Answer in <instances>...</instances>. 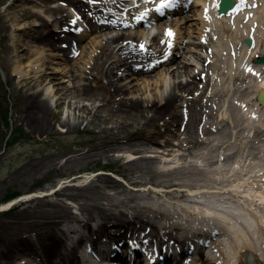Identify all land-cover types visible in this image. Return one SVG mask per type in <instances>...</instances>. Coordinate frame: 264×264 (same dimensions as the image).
I'll return each instance as SVG.
<instances>
[{
  "label": "rangeland",
  "instance_id": "1",
  "mask_svg": "<svg viewBox=\"0 0 264 264\" xmlns=\"http://www.w3.org/2000/svg\"><path fill=\"white\" fill-rule=\"evenodd\" d=\"M126 2L130 0L118 2L115 14L111 15V19L123 24L110 29L96 26L101 16L98 14L101 10H96L98 5L89 6L81 0H64L66 6L58 0H0V205L12 192L20 195L33 192L26 202L19 201L12 209L0 211V264L9 261L21 264L23 259L26 264L37 261L56 264L59 255L50 249L57 246L53 245L56 239L59 249H67L64 238L66 224L75 220L71 217L72 210L83 212L91 222L92 212L100 216L96 225H83L86 235L93 240L99 239L98 231L100 236L118 239L125 226H132L135 232L148 228L152 238L157 243L160 240L174 259L172 241L176 236L183 241L179 244L181 248L188 230L201 232L206 227L207 233L213 230L197 220L185 205L192 202L201 205L205 199L181 188L202 183L199 166H210L207 176H215L219 152L224 153L220 167L223 170L233 167L234 174L246 173L255 163H264V156L256 148L258 151L253 149L237 156L247 142L249 148L261 147L264 118L261 114L258 120H246L247 112L237 117L229 93L230 73L224 63L213 62L210 79L203 72L202 56L209 44L199 45L201 8L194 7L185 17L172 15L161 20L166 23L182 20L183 47L176 51L170 64L142 73L135 71L134 66L148 63L139 51V42L151 27L131 29L133 19H129L130 14H123ZM99 7L112 9L109 0H103ZM78 9L82 21L95 25L96 30L80 40V54L68 58L67 50L56 49L61 36L54 31L59 29L55 24L56 20H69ZM132 12L134 15L136 11ZM117 33L124 37L110 41L109 37ZM160 33L161 30L157 35ZM103 63L105 69L116 66L115 83L125 87V99H139L140 108L131 113L124 107L117 108V98L124 97L116 96L114 89L107 87L106 77L100 82L97 79L102 75L99 69ZM183 64L189 66L192 74L201 73L203 80L196 79L200 86L193 92L178 90L179 99L173 111L152 121L150 109L163 103L177 82L192 80L188 72H173ZM245 76L244 72L236 76V90L246 81ZM60 86L64 90L56 93ZM84 87L91 88L89 95L82 94ZM243 91L252 97L247 89ZM33 94L47 100L51 107L45 129L40 132L32 131L20 119L28 97ZM250 101L256 105L254 98ZM223 104L230 105V117L221 114ZM6 120H10L9 125ZM15 130L22 136L6 146L7 138ZM188 136L189 140L199 139L198 143H189ZM111 143L117 148L104 152V146ZM82 155H88V160L70 163V159ZM49 158H55L53 164L34 169L38 162ZM176 158H181L179 163L172 162ZM102 169L117 172L127 183ZM93 170L97 172L88 175ZM63 178L66 182L56 192L35 195L39 190L50 192ZM253 178V185L247 189L261 191L264 179ZM150 184L162 188V194L153 191ZM225 204L230 202L224 199ZM34 209L40 217L26 218V212ZM173 216L178 225L175 234L164 233L165 228L159 222ZM205 238L218 253L223 249L221 233ZM79 258L82 264H88L85 256ZM209 258L199 262L221 263Z\"/></svg>",
  "mask_w": 264,
  "mask_h": 264
},
{
  "label": "bare ground",
  "instance_id": "2",
  "mask_svg": "<svg viewBox=\"0 0 264 264\" xmlns=\"http://www.w3.org/2000/svg\"><path fill=\"white\" fill-rule=\"evenodd\" d=\"M200 1L203 4L201 7V14H200L203 18L201 19V21L203 22V27L201 29L200 37L210 34L217 39L216 42H219L221 46L220 45L211 46V51L213 54L220 55L221 49L222 51H224L226 50L225 48H227L225 55L229 57H226L227 60L225 61V63L227 62L229 63V70L231 72V82H230V90H229L230 97L232 98L234 96H241L244 101H247L248 97L244 93L245 91H243L245 89H248L247 86H251L253 89L255 88L257 94L259 93V91H262L263 99L261 103H259V101L258 103L264 115V110H263L264 109V64H258V62L256 63L255 61L256 58L264 54V0L257 1L259 2L258 9H256L255 7L249 9V6H247L246 8L243 7L241 8V4L245 3L241 1H246L247 4L249 0H239L241 3L240 4L238 3L236 9L230 12L229 14H226L225 16L219 15L216 12L215 7L218 3V0H200ZM155 3H158V1L157 2L155 1L152 4H148L146 8L139 13V16L141 13L143 14L146 13L145 15L146 19H150L153 16H155V14L157 13L156 8H154ZM245 15H249L248 22L242 20V16ZM58 23L59 20H56L55 26H58ZM82 23L87 26L85 22ZM154 24L156 26L163 27L162 30L165 31V33L161 32L162 36L163 34L168 35L169 31H167L168 26H166V24H161V22H159L158 20L154 21ZM258 25L259 28H256V26ZM178 28H179L178 25L174 26L172 24L171 26H169V30H171V32L173 33L172 36H169L171 38L170 43H172L171 47L174 43V40H172V38L176 36L175 29L176 31H178ZM78 29L79 30L76 33L80 32L81 39H83L85 34H87V31L86 33H84V31L82 32V29H80V27ZM253 33H259V34L261 33V35L259 36L260 37L259 41L254 42V45L252 46H248L247 44L241 45V43L238 42V40L242 38L245 39V37L248 36L253 37ZM143 36H144L143 38L148 40L149 32L147 34H144ZM122 37H124V34L120 35L119 33H117L116 35L109 37V40L115 41ZM68 39L70 38L66 34L64 42L66 43ZM154 41H158L157 36L154 38ZM67 47H69V45ZM205 47L207 49L206 45ZM150 48L151 47H149V49H147L146 51L147 55L149 53L151 55L154 54V51H151ZM73 51L75 52V50ZM244 68L247 70L252 69L256 73V75H254L253 72H251L248 79L242 82L236 90L234 84L235 78L238 74H240V76L243 75L242 69ZM115 69H116L115 65L109 66L107 69H105L103 63L102 69H99V71L102 72V75L101 77H97V79L98 82H100V80L103 77H106L108 79L107 87L113 88L116 96L124 97V91L126 90L125 87L118 86L113 79L114 73L116 72ZM189 69L190 68L188 65L183 64V65H178V67L173 70L174 73L177 72L182 73L183 71L190 73L192 76V80L191 81L187 80L186 82L181 80V82H177L174 85L172 91L166 97L163 98L164 102L161 103L160 105L157 104L155 105V108L150 109V111L153 112L151 116L152 121H156L160 117H163L165 114L171 113L173 111V109L177 104V100L179 99L177 94L178 90L193 92V90L196 91L198 89L197 86L200 85L197 84L198 82L196 83V79L200 74H192ZM19 72L23 74L22 70ZM203 72H207V74H209V70L205 67V65L203 68ZM248 73H250V71H248ZM254 77L257 78L258 82ZM43 80H47V78L43 77ZM254 80L256 82L255 84H253ZM63 90H64L63 87L60 86L56 89V93L62 92ZM90 92H91L90 87H84L82 89L83 95H89ZM216 94L217 93H215L214 95ZM116 101H119V106L117 108L120 109L124 107L129 111V113L140 108V103L138 102L139 99H135V98L125 99L124 97V99L121 100L120 97L117 98ZM236 104L234 103L235 106L234 111L238 112V115H240V112L241 113L243 112L240 109L238 110L237 108V106L240 105L239 101H236ZM253 108L254 109L251 110L255 111V113H258L257 111L258 109L256 107ZM139 110L144 111V109H139ZM50 112H51V107L49 106V102L45 99H40L36 94H33L30 97H28L27 102L25 103V109L21 114L20 119L24 121L32 131L40 132L43 129H45V123L47 118L49 117ZM221 114L223 116L230 115V109L228 108L227 105H224V109L222 110ZM189 137L190 136H188V140ZM198 141L199 139L193 138L188 142L198 143ZM192 145H187L188 149H191ZM132 147L133 146L130 145L128 146L129 149H132ZM104 148H105L104 152H107V150L110 151L114 148L116 149L117 146L111 143L105 145ZM254 148L260 149L261 155L263 154L264 152L263 143H261V147L257 146V147H253V149ZM249 149L252 150V148H249V143L247 142L243 146L240 154H238L237 156L241 157V154L248 152ZM69 153H71V151H69L67 154ZM97 153H95V155ZM88 155H82L81 157L78 158H72L70 159V163L86 161L88 160L89 157ZM181 156L183 157L184 155ZM223 157H224V153L219 152L217 161L219 162V160H221ZM180 160L181 158H176L172 162L179 163ZM54 161L55 158L42 160L38 162V164L34 167V169L46 168L50 164H53ZM222 161L223 160H221V162L218 163L216 169L214 168L215 176H211V178L207 176L208 173L207 169L210 168V166L208 165L199 166L201 168L199 169L200 171H198V174L202 176L203 181L200 184L196 183L197 185L195 187L193 186L194 189L191 188V184L189 182L188 184H190L189 185L190 188L188 185L181 186V187L185 186L186 188L184 189L190 192L192 195L199 196L203 200L205 199L201 205L196 204L194 202L186 203L185 205L187 206V208L190 210L191 213L196 214L197 217L195 218L197 220L199 221L202 220L204 224L208 225L213 229L220 228V230H222L221 237L223 238L224 241L223 249L219 253L218 251L215 252L212 249H209L208 251L209 256L215 262L220 261L222 264H250L247 257L251 256V259H253L254 261H257L260 264H264V188L261 191H256V190L249 191L247 189L248 185H253L252 184L253 176H258L264 179V163H260V162L255 163L254 165L250 166V168L246 171V173L234 174L233 167H230L229 170H223L220 167L221 164L223 163ZM235 161L238 162L237 159ZM189 166L192 168L191 164ZM216 185L219 186V190H216L217 187ZM153 188L155 190L157 189L155 187ZM160 190H162V188ZM203 193H205L204 196H202ZM30 197H31L30 194H26L24 196L25 199H29ZM224 199H226V201H229L230 205L229 204L224 205ZM9 205L11 204L3 205V207L8 208ZM225 207L228 209H225ZM25 216L28 219H34V218L38 219V217H40V215L35 209L32 211H27ZM129 230H132V226L130 225L124 228L123 233H127ZM206 230H208V227H206ZM98 232L99 233H97V235L100 234V231ZM56 242L57 239L54 240L53 245H55ZM121 250L127 251L126 249L124 250L121 249ZM120 254H122L121 251ZM133 257L134 256L132 255L131 252L130 263ZM136 259L139 260V258L137 257ZM140 260L145 261L146 259L144 257V259L140 258ZM4 264H11V263L9 261L8 263H4ZM56 264H82L78 256L77 247H73L70 250L60 252L59 261ZM190 264H201V263L198 261H192L190 262Z\"/></svg>",
  "mask_w": 264,
  "mask_h": 264
},
{
  "label": "snow or ice",
  "instance_id": "3",
  "mask_svg": "<svg viewBox=\"0 0 264 264\" xmlns=\"http://www.w3.org/2000/svg\"><path fill=\"white\" fill-rule=\"evenodd\" d=\"M88 2L89 3H94V2H96V0H88ZM179 3H180V0H162L160 6L156 9V11L157 12H162V10L164 8H173V7H176ZM145 15H146V13L145 14H141V16L138 17L137 19L138 20H142ZM77 19H79V18H77ZM71 23L75 24L76 23V20L71 21ZM78 30L79 29H77V31ZM168 35L169 36H172L173 35V33L171 32V30H169ZM141 48L143 49L144 46L141 45ZM248 71L253 72V74L256 75V73L252 69H248Z\"/></svg>",
  "mask_w": 264,
  "mask_h": 264
},
{
  "label": "water",
  "instance_id": "4",
  "mask_svg": "<svg viewBox=\"0 0 264 264\" xmlns=\"http://www.w3.org/2000/svg\"><path fill=\"white\" fill-rule=\"evenodd\" d=\"M248 42L250 43V41H248ZM259 61L263 62L264 61V56L261 57Z\"/></svg>",
  "mask_w": 264,
  "mask_h": 264
},
{
  "label": "trees",
  "instance_id": "5",
  "mask_svg": "<svg viewBox=\"0 0 264 264\" xmlns=\"http://www.w3.org/2000/svg\"><path fill=\"white\" fill-rule=\"evenodd\" d=\"M16 138V136L13 137V140Z\"/></svg>",
  "mask_w": 264,
  "mask_h": 264
}]
</instances>
